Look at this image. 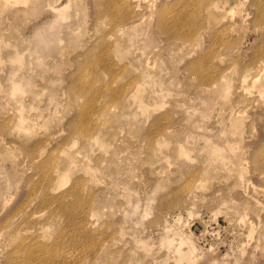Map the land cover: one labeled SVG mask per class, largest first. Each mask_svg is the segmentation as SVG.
Masks as SVG:
<instances>
[{"label": "rangeland", "instance_id": "obj_1", "mask_svg": "<svg viewBox=\"0 0 264 264\" xmlns=\"http://www.w3.org/2000/svg\"><path fill=\"white\" fill-rule=\"evenodd\" d=\"M215 1L0 0V264H264V0Z\"/></svg>", "mask_w": 264, "mask_h": 264}, {"label": "bare ground", "instance_id": "obj_2", "mask_svg": "<svg viewBox=\"0 0 264 264\" xmlns=\"http://www.w3.org/2000/svg\"><path fill=\"white\" fill-rule=\"evenodd\" d=\"M131 1H134V0H131ZM192 1H194V0H192ZM226 1L229 2V5H228L229 9L235 7L238 3L243 2V0H226ZM259 1H261V0H259ZM137 4L140 5V1L137 2ZM212 4H213V6L219 7V13L211 14L209 16V19H207V20L216 21L218 16H220L221 18L225 17V19H223V21L221 20L219 22H223L226 25H229L231 23L232 17L229 16L227 11L224 14L225 8L227 6L224 4H221V0H217V1L213 2ZM258 4H259V7L263 10L264 9L263 2H258ZM230 26H231V28L233 27L232 24ZM219 33L220 32H218V31L215 32V35H216L215 38H217L219 36ZM251 62H252V59H251ZM259 63L260 64L258 66L257 72L251 71V73H249V74L245 73L244 76H241V77L239 74V70L238 69L235 70L234 80L235 81H237L238 79L240 80L239 91L236 93V95L243 96L246 90L249 92H252V91H255L254 88H257V91L259 92V94H257L254 98L251 99L249 104L252 106V108L250 110L251 118L253 119V121H255V127L258 130V134H259V138H260L261 136L264 135V81L262 80V78L259 77V75H260V71L264 69V57L259 59ZM228 65H230V64L227 63L226 61H224L222 64V67L225 68ZM221 71H218L217 82L221 81ZM208 74H209V78H213L215 76V74L212 71H210ZM142 87L143 86L141 84L135 85V88L133 89L132 94H131L132 95L131 100H132V102H139L140 107L143 108L144 110H146V109L151 110V108L156 106V104H147L144 101L143 94H142V91H143ZM235 114H241V110L236 109ZM230 117H231L230 125L233 127L232 130H234V133H237L239 131H243L245 129V127H244V116L243 115H237L236 117L230 116ZM239 123H241L243 128L239 127ZM247 137H251V136H247ZM93 139L97 140L99 143H103V140L99 139V136L93 137ZM255 142H257V140ZM249 145H251V144H249ZM42 153H43V151L40 152L38 154V156H41ZM36 157H37V155H35V158ZM263 158H264V156H263ZM244 166H246V163L243 165V169H244ZM263 170H264V168H263ZM241 173H243V170L241 171ZM67 178H68V171H58L57 175L53 178V180L55 181L54 189H59L61 186V180L64 181ZM175 190H173V192ZM54 197L59 199L62 197V194L54 195ZM164 197L166 199L164 201V205H163L164 207L170 206V203L174 202L176 199V195L173 196V200L170 199V195L168 193L165 194ZM46 199H47V197L44 198L43 203L46 201ZM47 202H48V200H47ZM36 245L40 249H42L45 253H49V250H48L46 244L37 243ZM37 246H36V248L42 252V250H40ZM42 254H43V252H42ZM188 258H189L188 262L190 264L194 263V258L192 256H189ZM9 261L12 262L13 260L11 258H9Z\"/></svg>", "mask_w": 264, "mask_h": 264}]
</instances>
